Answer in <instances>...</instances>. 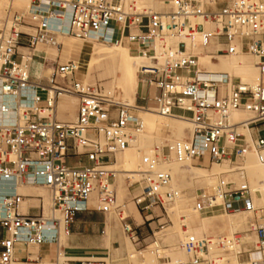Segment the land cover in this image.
<instances>
[{
	"label": "built area",
	"instance_id": "obj_1",
	"mask_svg": "<svg viewBox=\"0 0 264 264\" xmlns=\"http://www.w3.org/2000/svg\"><path fill=\"white\" fill-rule=\"evenodd\" d=\"M58 34L130 44L133 54L146 61L138 72L144 103L135 107L85 85L76 78L71 60L57 62L48 78L43 69L34 78L39 43H52ZM240 53L255 58V83L200 63L203 56L217 60ZM63 94L78 98L74 121L58 118ZM0 95V264H27L16 258L19 242L39 245L57 237L44 229L48 219L41 204L23 211L26 196L1 191L20 184L50 190L54 212L62 213V219L50 217L56 231L62 221L69 234L76 215L94 209L116 214L123 231L143 245L148 238L118 203L114 162L144 128L134 111L150 108L162 117L189 120L192 130L187 139L157 144L128 172V188L141 189L134 195L138 209L159 207L167 214L166 206L182 195L172 186L171 171L160 164L227 161L230 172L198 193L193 209L207 215L247 214L246 232L257 237L255 246L237 251L247 244L241 231L200 236L188 232L181 244L188 258L176 264H217L231 251L237 258L233 264H264V185L253 188L247 179L225 177L240 172L238 165L249 152L264 149V0H29L25 8L11 4L0 26ZM234 114L242 117L234 120ZM92 194L97 200L93 207ZM151 237L156 264H171L162 256L155 233ZM56 264L94 262L58 258Z\"/></svg>",
	"mask_w": 264,
	"mask_h": 264
},
{
	"label": "bare ground",
	"instance_id": "obj_2",
	"mask_svg": "<svg viewBox=\"0 0 264 264\" xmlns=\"http://www.w3.org/2000/svg\"><path fill=\"white\" fill-rule=\"evenodd\" d=\"M12 2L21 8H25L28 5V0L27 1L26 0H23V1L19 0L18 3L14 2V0H12L11 3ZM6 3H7V0H0V26L2 25L3 20H4V19L2 20V18L4 17L3 16L4 14H2V10H3V7L6 5ZM157 5L158 4L154 3L155 7H157ZM95 44H105V45H107V47L109 46L110 49L109 50L107 49L108 51H101V50H99L101 48L99 47V49H97ZM112 44L113 45H111L110 43L101 42V41L99 42L96 40H90V43H87V42L80 40V39L79 40L71 39V37L68 35L58 34L55 41L49 45L50 47H47V48L45 47V51H46L45 57H47V58L50 57V58L56 59V57L58 56V52H59V54L61 53V55H62L61 61L64 63L68 60L73 59L72 54L74 52L89 53V54H91L90 57L92 59V62L90 64L91 67L89 66L90 70H92V68H94V69L96 68V71H97V70H100L99 68H101V70L104 71L101 73L102 78L104 76L112 78V82H117L125 94H135V92L139 86L138 72H139L140 66L143 65L146 61L144 58H142L140 56L133 55L131 50L128 47H123L119 44H118L119 45L118 46L115 43H112ZM21 49L25 50V51H29L28 49H24V48H21ZM75 61H76V65L82 64V60H80L77 56H75ZM200 63L205 69L226 71V72H229L232 77H239L243 81L250 82V83H255L259 77V70L257 68L255 58L249 54L240 53V54H236V55L218 56L217 60L212 59L210 56H203V57H201ZM50 70L51 69L48 67L45 68L43 75L45 77H48ZM92 77L94 78V76H92ZM90 80H92V79H90ZM84 81H85V83L84 82L83 83L85 85H92V84L86 83L89 81V79L85 78ZM95 85H97V84H94L92 86H95ZM107 91H108V93H112L113 89L110 88ZM68 95H73V94H68ZM73 96H75V98H77L76 95H73ZM1 100H2V96L0 95V101ZM77 102H78V98H77ZM126 103H127V101H126ZM132 106L138 107L136 105H132ZM139 111L143 112L145 114V116L147 117V119L149 120V122L153 124V126L151 127V131H153V132L157 131L161 135L151 136V134L144 133V132H143V134L138 133L136 135V137L132 140L129 148L122 152L123 154H125L124 152H128L127 162L133 164L132 167L137 166V164L140 161V157L142 154H152L153 153V148H148L149 146L152 147L151 143H153L152 142L153 140H156L158 143H162L163 139H166L168 142H172L174 140H180V139H187L190 135L191 130H192V124L189 120L178 118V117H173V118H171V120L170 119L166 120L164 118H169V117L159 116L158 114H156L154 112V110L152 108L147 109V110H139ZM232 117L234 120H238L242 116H240L238 114H234ZM143 124H144L143 129H147L146 128L147 125L144 122V120H143ZM144 134H146V135H144ZM133 147H135V148H133ZM143 148H148V149H143ZM122 158H124V157H122ZM119 159H121V158L119 157ZM118 163H120V160ZM189 163L202 164L203 161H200L198 159H194V160L188 161L185 164H179V163H174V162L171 164H160V168L169 169L171 171V173H172V186L173 187H176L177 185L183 184L184 180L188 177V174H190L191 177L195 176L197 178H204V180L209 185H211V184L215 185L217 183V181L215 182V180L217 178L216 176H221L222 174H226V173L230 172V168H231L230 163L227 161H225L222 165L217 163V162H213L214 165L211 168L193 167V166L189 165ZM132 167H130V169ZM135 170L136 169L134 168V169H131L130 171H128V170L127 171L131 172V171H135ZM238 170H240V172L236 173L235 177L230 178L231 180H235L237 182L239 180L247 179L253 188L262 187L264 185V149L260 152H254V151L249 152L247 154V156L245 157V159L241 162V165H239ZM121 171H122V169H121ZM231 174H233V173H231ZM227 179H229V178H227ZM39 186L45 188L44 186L38 185V184H20L15 189L1 188V191L2 192H15V191H17L24 196L27 195L26 197L31 196V197L23 200L22 210H23V207L26 206L28 201H31L33 206H39L41 204V206L43 207V212H44L45 218L48 219L45 222L46 224H45L44 229L46 232H48L50 234H56V236H57L56 239L54 241L49 242V244L54 245V248H55L54 250H55L57 255L62 254V256H63L65 254H64L63 250L61 249V246L64 245V235L67 234L66 230L64 228V224L61 221V225H60L59 229L57 231L55 229H53V224H52V221L50 220V217L53 216L54 214L56 215V212H59V211L54 212V210L52 208V196H51V194L48 196L47 194L38 192ZM93 195L95 196V194H92L90 196V201H92ZM95 201L97 203L96 196H95ZM28 204H29V202H28ZM174 204H175V208H177V209H183V208L187 207L186 206L187 201H186V198L184 197V195H180L179 197H177L174 200ZM32 205H30V206H32ZM81 206H83V204ZM188 206H189V204H188ZM172 207H169L171 211H173L171 209ZM188 208H187V210H188ZM48 210H50V213L46 214V212ZM23 211H25V210H23ZM197 213H198L197 211H194L192 214L187 213L184 215L185 216L184 224L187 225V230L183 232L184 237H185L186 233H188V232L200 236V235L209 234L212 232L217 233V232L226 231L227 232L226 235H231V234H233L235 229L242 228V226L244 225V219L232 217V218H228L227 220H224V222L221 223V226L217 227V224L214 223L213 220L217 219L219 217L218 215H211L208 217L199 218ZM233 216H234V214H233ZM205 222H207L208 224H204ZM171 234H173V233H171ZM163 239H166L168 241L169 238L168 239L163 238ZM181 239H183V238H181ZM244 239L246 240L247 244L245 246L239 245V247L237 248V251L240 249H243V248L248 249L250 247H253L257 237H256V234L254 232H252V233L246 232ZM47 241H45V242H47ZM21 244L25 245L23 241L21 242ZM126 247L128 249V246H126ZM24 249H25V246L23 247V250ZM26 250H27V248H26ZM219 252L220 251H217V250L213 251V253H215V254H218ZM47 253L52 254L53 252L51 250ZM171 255H172L171 264H176V262L184 256L183 249H181L179 252H175V253L171 252ZM130 256H131V258H133L135 260L136 254L131 250V248H130ZM228 256H230V254L227 255V257ZM59 260H61L60 256H59ZM138 260H140V258ZM156 260L154 258L148 257V258H146V260H144L138 264H156ZM231 261H229V262H231ZM234 262H236V261H234ZM94 264H96V262H94Z\"/></svg>",
	"mask_w": 264,
	"mask_h": 264
},
{
	"label": "rangeland",
	"instance_id": "obj_3",
	"mask_svg": "<svg viewBox=\"0 0 264 264\" xmlns=\"http://www.w3.org/2000/svg\"><path fill=\"white\" fill-rule=\"evenodd\" d=\"M11 1L12 0H7L6 5L3 7L2 14H4L3 15L4 17L2 18V20L5 19L7 9L9 8V6L11 4L17 6L13 2L11 3ZM21 1H23V0H21ZM14 2L18 3L19 0H14ZM28 2H29V0H28ZM158 6L159 5H157V7ZM70 37H71V39H74V40L80 39V40H83L87 43H90V40H88V39H84V38L76 37V36H70ZM116 37H118V34L115 35V38ZM45 44L39 43L38 51L36 52L35 57H34V63H33V68H32V76L34 78L39 77V74L42 71L44 64H45V61H46V59H45V56H46L45 47L46 48L49 47V45L51 43H45ZM110 44L113 45L112 43H110ZM116 45H118V44H116ZM119 45H121L123 47H128L132 52V47L130 44L125 42V43H122ZM95 46L97 49H99V47H100L101 49H99V50H101V51H108L110 49L109 46L107 47V45H105V44H95ZM132 54H133V52H132ZM133 55H136V54H133ZM61 56H62L61 53L59 54V52H58V56L56 57V61L48 63V65L51 67V70H50V73L48 74V77H50V75L53 71V68H54V66H56L57 62L63 63L61 61ZM72 56H73L72 57L73 59H71V61H73L75 64V69H76L75 76L78 80L85 83L84 79L85 78L89 79V81L86 82L87 84H92V85L97 84V85H95V86L88 85V86H92V87H96L98 89H101L105 94H109V95L114 96V98L118 101H121V102L127 101V103H129L131 105H136V104L142 105L143 104L139 101V97L141 96V95L139 96V93H141L140 92V85L137 88L138 91L136 90L135 94H125L117 82H112V78L105 77V76L102 78L101 73L104 71L101 70V68H99L100 70H97V71H96V68L95 69L92 68V70L89 69L91 67L90 64L92 62V59L90 57L91 54L84 53V52L83 53L74 52L72 54ZM75 56H77L80 60H82V64L76 65ZM207 70L219 71V70H212V69H207ZM92 76H94V78ZM90 79H92V80H90ZM110 88L113 89L112 93H108V91H107ZM136 95H137V100H135ZM138 105H136V106H138ZM149 106H152L151 102L149 103ZM77 107H78V102H77V98H75V96L63 94L59 100V103H58V118L63 120V121H74L76 119V116H77ZM134 113L137 115H140V117L144 120V122L147 125V127H146L147 129H143L139 133L143 134V132H144V133L151 134V136L161 135L157 131H155V132L151 131V127L153 126V124L149 122V120L147 119V117L145 116V114L143 112L134 111ZM171 118H173V117L164 118V119H166V120L170 119L171 120ZM144 135H146V134H144ZM152 142H153V143H151L152 147L149 146L148 148H154L157 144H161V145L166 144L168 141L166 139H163L162 143H158L156 140H153ZM133 148H135V147H133ZM148 148H143V149H148ZM124 153L125 154H123L122 152L117 153L116 154V161L114 162V168L116 170L119 169L118 170L119 172L117 174V181H116V187H117V193H118V203L123 210V215L124 216H126V215L130 216L129 222L132 223L134 226L136 224L139 225L140 226L139 228H141L142 231L144 232V234L142 236L145 238H148V239L143 243V245L137 244V242L133 241L129 237V235L123 231L121 221L116 214H114V213L106 214L105 217H107L108 227L106 229V234H105L104 238H105V246L107 247V249L89 250V252H91L93 254L96 253V255L84 256V257H81V259L82 260H92V261L94 260V262H96V264H109V263L110 264H138V263H141L142 261L146 260V258H148V257L154 258L156 260L157 259L156 255L154 253H152L153 247L150 246L152 243V238H153L151 236L153 235V233H155V236H157V238L161 242L162 256L164 258H167L168 261H172L171 252H174V253L179 252L182 249L181 244H182V240L184 239L183 232L185 230H187V227L184 226V219H185L184 215L187 213L192 214L195 211L193 209V204H194L196 195L200 192L208 191L213 185L212 184L209 185L204 180V178H197L195 176L191 177V175L188 174V177L184 180L183 184L177 185L175 187V188L182 190V195H184V197L186 198V201H187V205H186L187 207H185L186 209L185 208H183V209L175 208V204L173 201L168 206L169 207L173 206L171 209L174 212L171 211L168 206H166L167 214H166L164 209H161L159 207L153 208V211L139 210L136 206V203L134 200V195L139 193L141 189H139L138 186H136V185L128 188V182L130 183V180L127 179V174H128V171H130L131 169H134V168L137 169L140 161L137 164V166L132 167L133 164L127 162L128 152H124ZM119 157L121 159H119ZM122 157H124V158H122ZM73 159H75V158L69 159L68 161L71 162ZM119 160H120V163H118ZM200 161H203V163L202 164L189 163V165H191L193 167H208V168H211L214 165V163H212L206 159L200 160ZM223 163L224 162L219 163V164L222 165ZM239 165H241V163ZM130 167H132V168L130 169ZM121 169H122V171H121ZM235 176H236L235 174H229V175H226L225 177L230 179V178H233ZM216 177L217 178H216L215 182L218 181L220 176H216ZM39 188H38V192L47 194L48 196L51 194V192L48 188H46V187L43 188L40 186H39ZM31 204H32V202H31ZM90 204L92 207L97 206L94 195L92 197V201H90ZM188 204H189V206H188ZM187 208H188V210H187ZM49 213H50V210H48L46 212V214H49ZM77 215L74 218L73 223L76 221ZM197 215L199 218H204V217H208L211 215H218L219 217L217 219L213 220V222L217 224V227L221 226V223L224 222V220H227L228 218L233 217V218L244 219V225L242 226V228H238V229L234 230V232L235 231L243 232V233H240L239 235H244L246 233L247 224H248V220H249L247 214H243V213H241L239 215L234 214V216H233V214H225L222 212H217V213L208 214V215L197 213ZM56 216L58 218L62 219V213L61 212H56ZM142 217L144 218L143 222H142V219H143ZM147 219H149V220L147 221ZM72 224L68 227L69 230H71ZM204 224H208V223L205 222ZM64 228H65V226H64ZM65 230H66V228H65ZM171 233H173V234H171ZM249 233H252V232H249ZM209 234L226 235L227 232L226 231L217 232V233L212 232ZM67 237H68V234L64 235V245L66 244ZM163 238H167V239L169 238L170 240L168 239V241H169L168 242L166 239H163ZM181 238H183V239H181ZM51 241H54V240H48L47 242H44L43 244H39V245L34 244V243H24L25 244L24 246H25V248H27V251H28L31 259L36 258L38 255L44 254L45 251L49 252L52 250V252H53L51 255H47V254L42 255L41 256L42 258L40 260L31 261L30 264H33V263L56 264L59 256H60L61 262L63 260L68 259V258H72V257L65 256V255H63L64 256L63 257L62 254L57 255L55 250H54L55 249L54 245L49 244V242H51ZM126 246H128V249ZM254 246H255V244H254ZM49 248H51V249L49 250ZM130 248L136 254L135 260L133 258H131V256H130ZM245 249H247V248H245ZM183 252H184V250H183ZM100 253H102V254L100 255ZM228 253L230 254V256L227 257V255H229ZM16 258H17V256H16ZM139 258H140V260H138ZM187 258L188 257L184 252V256L181 259L186 260ZM32 260H34V259H32ZM236 260H237V258L234 254V251H231V253L226 252L223 255V261L219 262L217 264H227L229 261H231V262H229L228 264H233V263H235L234 261H236ZM156 263H157V260H156Z\"/></svg>",
	"mask_w": 264,
	"mask_h": 264
},
{
	"label": "crops",
	"instance_id": "obj_4",
	"mask_svg": "<svg viewBox=\"0 0 264 264\" xmlns=\"http://www.w3.org/2000/svg\"><path fill=\"white\" fill-rule=\"evenodd\" d=\"M45 59H46V61H45L44 67H43V72H44L45 68H47V67L51 69V67L48 65V63L56 61V59H53L50 57L49 58L45 57ZM139 96H140V93H139ZM135 100H137V95H136ZM139 101L141 103H144L141 96L139 97ZM58 103H59V101H58ZM136 105H138V104H136ZM25 196H27V195H25ZM29 197H31V196H28L26 198H29ZM28 202H29V204H28ZM28 202H27L26 206L23 207V210H25V211L27 210V208L30 205H32L30 201H28ZM28 210L30 213H36L37 212L35 210H30V209H28ZM105 216H106V214L102 213L101 211L94 210V209L79 212L77 215L76 221L71 226V230H70L68 237L66 239V244L61 246V249L63 250L64 254L66 256L72 257L71 259L82 260L81 257L96 255V253L93 254V253L89 252V250L107 249V247L105 246L104 236L106 234V229L108 227V221H107V217H105ZM148 220L149 219H147V221ZM143 221H144V218L142 219V222ZM136 226H138L137 231L141 235H143L144 232L142 231L141 228H139L140 226L137 224H136ZM103 230H104V233H102ZM48 240H52V239H48ZM23 247H24V245L21 244V242L16 244V256L18 257L17 258L18 260H20L21 262L27 263V264H30L31 261L40 260L42 258L41 257L42 255H46V254L51 255V254H48L47 251H45L44 254L38 255L36 258H32V259H34V260H32L31 257L29 256V253L26 250V248L23 250ZM50 249L51 248H49V250ZM101 254L102 253H100V255ZM33 264H38V263H33Z\"/></svg>",
	"mask_w": 264,
	"mask_h": 264
}]
</instances>
